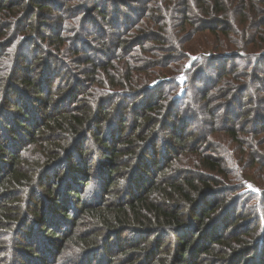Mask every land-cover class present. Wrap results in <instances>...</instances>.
<instances>
[{"label": "trees", "instance_id": "obj_1", "mask_svg": "<svg viewBox=\"0 0 264 264\" xmlns=\"http://www.w3.org/2000/svg\"><path fill=\"white\" fill-rule=\"evenodd\" d=\"M263 65L264 0H0V264H264Z\"/></svg>", "mask_w": 264, "mask_h": 264}, {"label": "rangeland", "instance_id": "obj_2", "mask_svg": "<svg viewBox=\"0 0 264 264\" xmlns=\"http://www.w3.org/2000/svg\"><path fill=\"white\" fill-rule=\"evenodd\" d=\"M111 15V14H110ZM172 19V22H173V19L174 18H171ZM176 19V18H175ZM206 39H205V37H203V34H199L191 43H193V44H196V42H194V41H205ZM206 42V41H205ZM229 64V66L231 65L230 63H228ZM221 66H225V64H221ZM228 66V67H229ZM264 66V65H263ZM219 67V66H218ZM238 69H240V70H243L244 69V64L243 63H238ZM249 70V68H246V69H244L243 71H248ZM213 71H215V70H213ZM242 71V72H243ZM40 72V71H39ZM39 72H37V74L39 73ZM239 70H237V72H234V73H232V74H230V75H228L229 76V78H231V79H228V80H234V81H237V82H239L240 80H244L246 77H244V75L246 74V73H242L241 75H239ZM263 73V72H262ZM228 76H224V77H228ZM61 79H62V81L64 80V77H61ZM61 79L58 77L57 78V80L56 81H58V82H60L61 81ZM209 82H211L210 84H209V87L207 88L206 87V89H209L210 87H211V85H212V81L210 80ZM223 82H222V79L220 80V82H219V85H221ZM227 84V83H226ZM259 83H256L255 85H254V88H255V94L256 95H258V87H259ZM261 85H262V87H264V83L263 82H261ZM225 87V86H224ZM261 88V87H260ZM214 91H215V87L214 88H212L211 90H209V93H214ZM251 99H252V102L250 103V99H249V96H246V98L243 100V102H242V105H241V103H237V104H240V106L237 108V107H235L234 109H233V114H235L234 116H232L233 118H236L237 116H241L242 117V115L245 113L246 114V117H242V121L244 120V119H251V118H253V119H255V120H257V116H256V109L257 108H254V109H252L251 107H253L254 105H255V103H254V101H253V98L251 97ZM52 101V103H53V100H51ZM214 101H217V100H214ZM61 109H64V107H62ZM217 112V110L214 112V113H216ZM221 112V114H222V110L220 111ZM225 113H223L222 115H224ZM232 115V114H231ZM263 115V117H264V114H262ZM253 125L251 124V123H249L246 127H245V131L246 132H248V133H251V132H253ZM263 135H264V132H261L260 133V137H263ZM214 137V136H213ZM263 139H264V137H263ZM229 144V143H228ZM232 147V146H231ZM232 148H234V146L232 147ZM253 165V164H252ZM246 180H247V182L249 183V185H253L254 183H256V184H261L262 186H264V167H261V168H256V166H251L250 167V171L247 173V176H246ZM251 187V186H250ZM9 201H12V200H9Z\"/></svg>", "mask_w": 264, "mask_h": 264}]
</instances>
